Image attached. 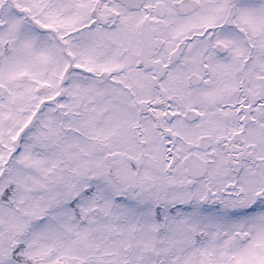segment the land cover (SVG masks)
<instances>
[{
    "label": "snow or ice",
    "instance_id": "obj_1",
    "mask_svg": "<svg viewBox=\"0 0 264 264\" xmlns=\"http://www.w3.org/2000/svg\"><path fill=\"white\" fill-rule=\"evenodd\" d=\"M0 264H264V0H0Z\"/></svg>",
    "mask_w": 264,
    "mask_h": 264
}]
</instances>
